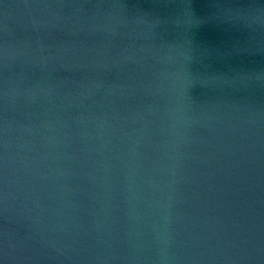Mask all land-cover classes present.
<instances>
[{"label": "water", "instance_id": "1", "mask_svg": "<svg viewBox=\"0 0 264 264\" xmlns=\"http://www.w3.org/2000/svg\"><path fill=\"white\" fill-rule=\"evenodd\" d=\"M0 264H264V0H0Z\"/></svg>", "mask_w": 264, "mask_h": 264}]
</instances>
